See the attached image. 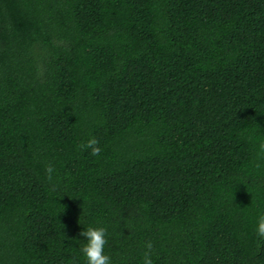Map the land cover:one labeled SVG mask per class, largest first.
I'll list each match as a JSON object with an SVG mask.
<instances>
[{
	"label": "trees",
	"instance_id": "1",
	"mask_svg": "<svg viewBox=\"0 0 264 264\" xmlns=\"http://www.w3.org/2000/svg\"><path fill=\"white\" fill-rule=\"evenodd\" d=\"M259 141L264 0H0V264H264Z\"/></svg>",
	"mask_w": 264,
	"mask_h": 264
},
{
	"label": "clouds",
	"instance_id": "2",
	"mask_svg": "<svg viewBox=\"0 0 264 264\" xmlns=\"http://www.w3.org/2000/svg\"><path fill=\"white\" fill-rule=\"evenodd\" d=\"M80 147L84 150H88L90 155L94 157L99 156L102 151L99 146V141L95 137L89 138L85 143L80 145ZM257 148L256 160L264 161V141L257 142ZM254 166L260 168L261 165L259 162H255ZM45 171L48 179L51 180L54 171L53 167L48 165ZM255 232L259 237H264V211L259 212L257 215ZM80 235L86 238L80 251L85 257L87 264H111L110 257L104 252V247L107 243V230L104 227L90 225L84 228ZM152 247L151 241L146 242L143 264H153L151 259Z\"/></svg>",
	"mask_w": 264,
	"mask_h": 264
}]
</instances>
